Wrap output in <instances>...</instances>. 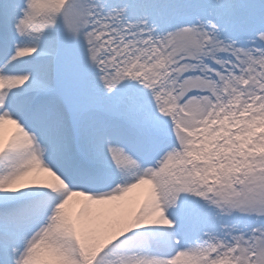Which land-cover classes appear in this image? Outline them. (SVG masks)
I'll use <instances>...</instances> for the list:
<instances>
[{
  "label": "snow or ice",
  "instance_id": "snow-or-ice-1",
  "mask_svg": "<svg viewBox=\"0 0 264 264\" xmlns=\"http://www.w3.org/2000/svg\"><path fill=\"white\" fill-rule=\"evenodd\" d=\"M0 264H264V0H0Z\"/></svg>",
  "mask_w": 264,
  "mask_h": 264
},
{
  "label": "bare ground",
  "instance_id": "bare-ground-1",
  "mask_svg": "<svg viewBox=\"0 0 264 264\" xmlns=\"http://www.w3.org/2000/svg\"><path fill=\"white\" fill-rule=\"evenodd\" d=\"M138 192H140V191H142V189L141 190H137Z\"/></svg>",
  "mask_w": 264,
  "mask_h": 264
}]
</instances>
